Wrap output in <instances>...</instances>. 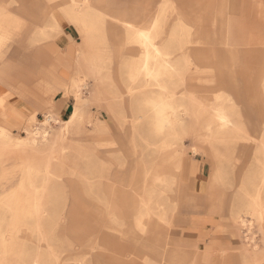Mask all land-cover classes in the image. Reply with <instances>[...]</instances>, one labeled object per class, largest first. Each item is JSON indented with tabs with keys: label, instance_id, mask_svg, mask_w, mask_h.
Wrapping results in <instances>:
<instances>
[{
	"label": "rangeland",
	"instance_id": "rangeland-1",
	"mask_svg": "<svg viewBox=\"0 0 264 264\" xmlns=\"http://www.w3.org/2000/svg\"><path fill=\"white\" fill-rule=\"evenodd\" d=\"M89 1L0 0V112L19 117L0 121V264H264L263 4L248 23L229 0L227 30L221 0H105L150 14L152 41L160 20L169 80Z\"/></svg>",
	"mask_w": 264,
	"mask_h": 264
},
{
	"label": "crops",
	"instance_id": "crops-1",
	"mask_svg": "<svg viewBox=\"0 0 264 264\" xmlns=\"http://www.w3.org/2000/svg\"><path fill=\"white\" fill-rule=\"evenodd\" d=\"M78 1V3H81L82 2V0H77ZM233 2H234V4H235V7H236V9H237V16H238V20H240V21H243V22H246V21H248V23H252V17H253V15H254V12H257L258 13V11H257V9L262 5V6H264V0H259L257 3L254 1V0H232ZM233 5V4H232ZM73 4H71V8H69L68 10H66L67 11V14H68V17L71 19V21L72 22H74V23H76V24H78V28L80 29V31L81 32H83L84 34H86V33H88V32H90L91 31V27L88 25V24H85V22H84V19L83 18H81L82 17V15L81 14H74L73 13ZM109 7V5L105 2V0H94V2H90L89 1V7H88V9H94L95 11H98V12H100L101 14H103V15H107V16H110L111 17V19L113 20V21H111V23H112V25H109V31H110V33H111V35H113V33H114V35L113 36H115V37H117V34L118 33H120V31H124V32H128V33H130V35H131V38H133L134 40H135V42H137V43H139L140 45H142V43H141V40H139V38L134 34V32H132L131 30H129V26H128V21L129 20H131V21H133L135 24H137V19L135 20V19H133V18H129L128 16L129 15H131V14H133V15H135V16H137L141 21L145 18V14L143 13V11H142V9H139V8H135V9H133V8H131V9H127V10H114V11H110V9L108 8ZM227 7L229 8V7H231L230 6V4H229V0H221L220 1V3L218 4V9H217V15L218 16H220L221 17V19L224 21V24H223V26L225 27V29H227V30H229L228 29V27H229V24H230V26H232V24L234 23L232 20H230V19H227V21H226V19L224 18V15H230L229 13L227 14ZM236 12L234 13V15L236 16ZM144 14V15H143ZM234 20L235 21H237V19H236V17H234ZM226 21V22H225ZM118 22V23H117ZM143 22V21H142ZM154 25H155V27H154V30L152 31V36H153V38L155 39V43H156V45L160 48V50H161V52H162V54H163V57L162 58H165L166 60H167V64L166 63H161L160 64V66H162V67H165L164 69H161L160 71L162 72V71H169V80L170 79H172V78H174V77H179L180 76V67H179V63H173L172 62V60H171V58H168V56L170 55V53L169 52H166V51H163L162 49H163V47H162V44H160V43H158L157 41H156V39L158 38V35H157V32H159L160 30H161V28H160V20L159 19H154L153 21H151ZM116 24V25H115ZM144 23H142L141 25H139V24H137L138 26H142ZM115 25V26H114ZM119 26V27H118ZM123 26V27H122ZM123 28V29H122ZM232 28V27H231ZM118 30V31H117ZM118 32V33H117ZM160 33V32H159ZM158 33V34H159ZM89 35V34H88ZM66 37V36H65ZM64 40V39H63ZM50 49H51V47H50ZM143 53H144V50H143ZM230 55H233L232 53H233V50H231L230 52ZM89 59V58H88ZM87 58H86V63H88V68L91 70V67H90V65H91V63L89 62V60H88ZM53 60H54V67H55V69L57 70V69H59L60 68V66L61 65H63L59 60H58V58L57 57H55V58H53ZM177 64V65H176ZM192 64H193V62H192ZM178 66V67H177ZM61 69H63L61 72H63L64 74L66 73V72H68L67 70H66V68H65V65L64 66H62V68ZM161 75V74H160ZM159 82L158 83H155V84H157V85H160V86H165V87H167L168 85H164L163 83H161L160 82V79L158 80ZM168 93L169 94H167V96H169V98L168 99H165V100H163L164 102H169V103H177L178 101V99L176 98L177 97V95H178V93H176V92H174V91H172V90H170L169 88H168ZM224 94H226V93H224ZM161 93H159V95H156V96H154L151 100H153V102L154 101H157V98L158 97H161ZM183 95V97L182 98H184L185 99V103H187V98H186V95H184V93L182 94ZM227 98H223L222 100H223V103H222V107L224 106V104H225V101L224 100H226ZM233 100V99H232ZM234 102V101H233ZM63 104V105H62ZM214 104H217V101L214 103ZM64 106V107H63ZM64 108H66L65 107V105H64V102H62V103H60V105L58 106V110H64ZM206 108H208V107H206ZM57 110V109H56ZM57 110V111H58ZM72 111L70 112V115L68 116V118H71V116H72ZM156 116H157V119L159 120V122L161 121V116L159 115V113H158V111H157V113H156ZM168 117H169V115H168ZM187 118V117H186ZM186 118H185V120H186ZM155 119H156V117H155ZM156 119V120H157ZM10 120H11V123H13V122H19V117H18V115L15 113V116L13 117V118H10ZM162 122V121H161ZM155 123V122H154ZM8 124V123H7ZM169 124V123H168ZM156 125V124H155ZM155 125H153V128H154V131H155V133L156 134H158V133H170V131L168 132H164L163 130H159V132L157 131V129L158 128H156L155 127ZM181 126H183V125H181ZM166 127H164V128H160V129H165ZM160 163H155V164H153V167H154V169H156V168H160V169H162V171H164L163 169L164 168H161V165H159ZM164 181H167L168 179H167V177L168 176H165L164 175ZM154 181L155 182H159L158 180H155L154 179ZM193 215V214H192ZM194 221L195 222H197V219L196 220H194L193 219V216H191L190 218H189V225L190 224H193L194 223ZM200 222L202 223V224H206V220H203V219H200ZM192 229H194V228H192ZM184 232V231H183ZM182 236V235H181Z\"/></svg>",
	"mask_w": 264,
	"mask_h": 264
},
{
	"label": "bare ground",
	"instance_id": "bare-ground-1",
	"mask_svg": "<svg viewBox=\"0 0 264 264\" xmlns=\"http://www.w3.org/2000/svg\"><path fill=\"white\" fill-rule=\"evenodd\" d=\"M151 9V7H149ZM144 13V12H143ZM145 18L142 20L143 21V25L142 26H138L137 24H135L133 21L129 20L128 21V26H129V30H131L132 32H134V34L139 38V40H141L142 43V48L144 50L143 53V57H142V65L140 68H142L145 72H150L151 71V65H152V59L150 56V48L152 49L154 55H159V56H163L162 52L160 50V48L156 45L155 41H152L150 39V37L147 35V31L150 29V26L147 24L148 23V17L150 14H148L147 12L145 13ZM144 15V14H143ZM118 23V22H117ZM116 25V24H115ZM114 25V26H115ZM193 26V25H192ZM119 27V26H118ZM123 27V26H122ZM123 29V28H122ZM118 31V30H117ZM122 32V31H121ZM118 33V32H117ZM119 34V33H118ZM114 35V33H113ZM154 74V73H152ZM149 75V74H148ZM152 76V75H151ZM156 79V78H155ZM158 79V78H157ZM156 79V80H157ZM155 81V80H154ZM6 99L4 98H0V107H3V104L5 103ZM15 103V102H14ZM20 104V103H19ZM22 105V103H21ZM63 105V104H62ZM20 107V106H19ZM28 107V106H27ZM53 107V106H52ZM64 107V106H63ZM25 108V107H24ZM18 109V108H17ZM19 110V109H18ZM25 110V109H24ZM28 110V109H27ZM30 110V109H29ZM58 110V109H57ZM57 110H53L54 113H49L47 114L46 118H45V122L44 123H49L51 121V119H54L55 117V113L57 112ZM65 110V108H64ZM32 111V110H31ZM21 112V111H20ZM33 112V111H32ZM217 114V113H216ZM15 116V111L13 112H8V111H1L0 112V121L2 122V119H8L9 118H13ZM29 116V115H28ZM221 120H224L223 117H220ZM164 119V118H163ZM71 118H67L64 122L65 125L70 123ZM220 121V120H219ZM53 122V121H52ZM223 122V121H220ZM169 123V122H168ZM168 125V124H167ZM29 135L32 133L28 128L24 129ZM10 130H8L7 127H3L0 125V139H5L4 143L2 145V147H10L12 145V141L13 139L10 137L9 135ZM34 135V133H32ZM47 136V135H46ZM247 222V221H246ZM246 222L244 221V225L246 224ZM248 227V226H247ZM246 238H249V236H246ZM254 242V241H253ZM252 242V243H253ZM250 246V245H249ZM176 255L181 256L180 259H176L174 258L173 260V264H183L185 257H186V251H178L176 252Z\"/></svg>",
	"mask_w": 264,
	"mask_h": 264
}]
</instances>
